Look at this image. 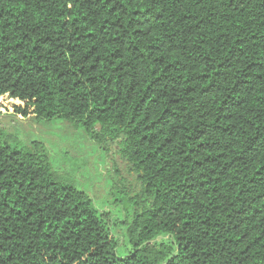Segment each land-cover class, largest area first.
<instances>
[{
  "label": "trees",
  "instance_id": "obj_1",
  "mask_svg": "<svg viewBox=\"0 0 264 264\" xmlns=\"http://www.w3.org/2000/svg\"><path fill=\"white\" fill-rule=\"evenodd\" d=\"M0 117L139 185L97 204L0 118V264H264V0H0Z\"/></svg>",
  "mask_w": 264,
  "mask_h": 264
},
{
  "label": "rangeland",
  "instance_id": "obj_2",
  "mask_svg": "<svg viewBox=\"0 0 264 264\" xmlns=\"http://www.w3.org/2000/svg\"><path fill=\"white\" fill-rule=\"evenodd\" d=\"M0 118L4 126H15L20 129L18 136L23 141L29 142L35 139L46 142L51 149L55 171L78 189L92 194L97 204H101L109 193L103 187V173L105 176L131 184L133 189L139 186L135 175L128 170V164L116 153L113 143H106L103 149L90 143L80 129L64 128L61 125L47 128L33 124L31 119L17 122V120L10 121L9 117ZM108 165L109 169H107ZM120 252H124L123 246L120 247Z\"/></svg>",
  "mask_w": 264,
  "mask_h": 264
}]
</instances>
